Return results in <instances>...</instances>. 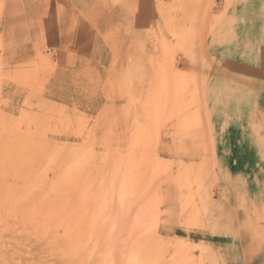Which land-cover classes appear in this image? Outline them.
<instances>
[{"label": "rangeland", "instance_id": "1", "mask_svg": "<svg viewBox=\"0 0 264 264\" xmlns=\"http://www.w3.org/2000/svg\"><path fill=\"white\" fill-rule=\"evenodd\" d=\"M110 1L91 55L44 44L9 71L0 39V264H264V184L217 183L213 162L207 38L232 0ZM169 135L198 151L166 153ZM96 198L106 218L135 206L133 263L96 251Z\"/></svg>", "mask_w": 264, "mask_h": 264}, {"label": "crops", "instance_id": "2", "mask_svg": "<svg viewBox=\"0 0 264 264\" xmlns=\"http://www.w3.org/2000/svg\"><path fill=\"white\" fill-rule=\"evenodd\" d=\"M112 8L110 0H3V69L9 70L12 60L26 66L45 46L55 49L65 41L69 47L63 56L91 55L92 28L98 19L112 26ZM56 16H67L66 22ZM224 20L222 31L207 38L212 58L207 105L217 183L254 179L264 184V0H232ZM198 148L186 137L166 136V153L194 154Z\"/></svg>", "mask_w": 264, "mask_h": 264}, {"label": "bare ground", "instance_id": "3", "mask_svg": "<svg viewBox=\"0 0 264 264\" xmlns=\"http://www.w3.org/2000/svg\"><path fill=\"white\" fill-rule=\"evenodd\" d=\"M180 152L181 151H179V153ZM99 187L100 188H98V190L103 191L104 185H99ZM109 189L108 187L104 188V191H109ZM110 193L107 195L112 197L110 201L113 205V203L115 202L112 201L116 198L119 199V197H116V194H114L112 191ZM150 195L152 194L150 193ZM98 196H100V194ZM96 199L98 200L95 204L92 203L90 199L82 202L79 200L81 211H84L87 214L89 213L91 208V210H93V213L101 211V215H103V212L105 210L104 208L106 205H108V201H105V198ZM75 202H78V200ZM112 205L109 204V206ZM124 209L125 212L127 211L125 214L120 213L119 211L112 208V210L108 214V218L104 217V215L101 216L99 223H96L93 226L91 234L95 239V249L98 253H101L102 258L105 256H108L109 258H114V256L118 255L124 256L126 262L133 263V252L138 243V237H136L135 235L136 233L134 227L136 209L133 204L131 205V207L125 206Z\"/></svg>", "mask_w": 264, "mask_h": 264}]
</instances>
